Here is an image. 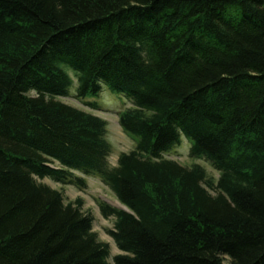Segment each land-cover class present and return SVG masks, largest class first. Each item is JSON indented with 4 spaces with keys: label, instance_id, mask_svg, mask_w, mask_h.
<instances>
[{
    "label": "trees",
    "instance_id": "obj_1",
    "mask_svg": "<svg viewBox=\"0 0 264 264\" xmlns=\"http://www.w3.org/2000/svg\"><path fill=\"white\" fill-rule=\"evenodd\" d=\"M69 70L132 103L114 166ZM182 138L216 180L164 156ZM85 176L121 206L97 200L116 254L42 182ZM0 264H264V0H0Z\"/></svg>",
    "mask_w": 264,
    "mask_h": 264
},
{
    "label": "rangeland",
    "instance_id": "obj_2",
    "mask_svg": "<svg viewBox=\"0 0 264 264\" xmlns=\"http://www.w3.org/2000/svg\"><path fill=\"white\" fill-rule=\"evenodd\" d=\"M69 76L71 77V86L68 89V95L59 97L65 103H68L76 108L83 111L98 115L104 119L106 125V139L110 144V153L108 156V162L114 166L117 161V157L121 152H127L134 146V142L127 135H125L118 123H117V111L128 107L130 104L126 101L125 97L119 94L110 92L106 87H102L99 94L96 97H86L83 100L75 97V88L77 86L76 77L69 70ZM102 91V92H101ZM96 103V107H90L86 103ZM189 143L183 138L181 143L164 153V156L170 159H174L181 164H191L193 162L202 165L207 175L216 180L219 172L211 167L204 160H192L187 155V149ZM86 188L85 190H78L75 187L68 185H61L53 182L49 178H44L42 182L48 184L52 188H56L62 191L66 200H72L76 197L83 199V207L91 211L94 221L93 230L98 233V237L102 241H106L110 245V254H116L119 251L116 249L112 239L107 235L105 229L112 227V219H105L101 216L99 208L97 206V200L103 201L111 206L118 205L117 200L114 198L112 193L106 188V186L94 176H85Z\"/></svg>",
    "mask_w": 264,
    "mask_h": 264
},
{
    "label": "bare ground",
    "instance_id": "obj_3",
    "mask_svg": "<svg viewBox=\"0 0 264 264\" xmlns=\"http://www.w3.org/2000/svg\"><path fill=\"white\" fill-rule=\"evenodd\" d=\"M102 92V91H101ZM127 101V100H126ZM128 102V101H127ZM130 104V103H129ZM127 107V106H126ZM130 136V135H129ZM51 180V179H50ZM79 190V189H78ZM116 205V204H115Z\"/></svg>",
    "mask_w": 264,
    "mask_h": 264
}]
</instances>
